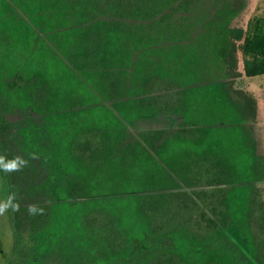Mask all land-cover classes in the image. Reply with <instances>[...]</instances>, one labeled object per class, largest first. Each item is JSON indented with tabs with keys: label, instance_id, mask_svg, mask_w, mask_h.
<instances>
[{
	"label": "trees",
	"instance_id": "16d2710c",
	"mask_svg": "<svg viewBox=\"0 0 264 264\" xmlns=\"http://www.w3.org/2000/svg\"><path fill=\"white\" fill-rule=\"evenodd\" d=\"M238 12L0 0V153L27 161L6 172L18 263L264 264V156L229 86L237 40L245 74H264V19L245 31ZM165 112L179 125L127 127Z\"/></svg>",
	"mask_w": 264,
	"mask_h": 264
},
{
	"label": "rangeland",
	"instance_id": "374dc122",
	"mask_svg": "<svg viewBox=\"0 0 264 264\" xmlns=\"http://www.w3.org/2000/svg\"><path fill=\"white\" fill-rule=\"evenodd\" d=\"M235 2L239 12L231 21L232 27H243L246 31L252 19H264V0H235ZM242 44L243 40L236 41L238 75L230 80L229 86L234 90V97L240 103L242 112H245L242 122L253 127L259 153L264 156V74L257 76H247L245 74ZM179 123L180 116L173 113H152L126 122L131 132L176 127ZM258 187L260 192L257 195L259 202L255 207L258 213L262 211L264 214V179L258 182ZM7 198V175L3 169H0V201L7 200ZM229 234L237 243L243 244L238 228H230ZM14 246L15 234L11 221V209H9L0 215V264H6L10 259L13 264H23L18 263L20 259L15 255Z\"/></svg>",
	"mask_w": 264,
	"mask_h": 264
},
{
	"label": "clouds",
	"instance_id": "9594fccd",
	"mask_svg": "<svg viewBox=\"0 0 264 264\" xmlns=\"http://www.w3.org/2000/svg\"><path fill=\"white\" fill-rule=\"evenodd\" d=\"M27 161L20 156H16L10 160L6 159L3 155H0V169H3L5 172L19 171L25 167ZM14 195H10L7 200L0 201V215L4 214L9 209L18 210L19 205L14 203ZM29 213L37 214L42 213L43 209L39 208L37 205H29Z\"/></svg>",
	"mask_w": 264,
	"mask_h": 264
},
{
	"label": "crops",
	"instance_id": "0c3cea01",
	"mask_svg": "<svg viewBox=\"0 0 264 264\" xmlns=\"http://www.w3.org/2000/svg\"><path fill=\"white\" fill-rule=\"evenodd\" d=\"M165 113H168V112H165ZM180 122H181V116H180Z\"/></svg>",
	"mask_w": 264,
	"mask_h": 264
}]
</instances>
